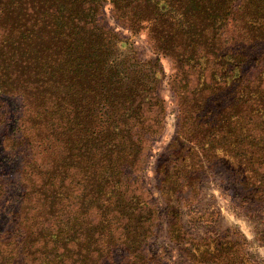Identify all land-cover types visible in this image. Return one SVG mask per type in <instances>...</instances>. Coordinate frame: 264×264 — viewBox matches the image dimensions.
<instances>
[{
	"label": "trees",
	"instance_id": "obj_1",
	"mask_svg": "<svg viewBox=\"0 0 264 264\" xmlns=\"http://www.w3.org/2000/svg\"><path fill=\"white\" fill-rule=\"evenodd\" d=\"M106 5L173 60L180 126L198 124L210 169L251 189L243 200L264 194V0H0V210L13 212L3 264H114L115 249L133 264L151 236L150 205L131 186L162 126L164 72L106 28ZM195 151L158 166L175 245L171 203L204 173Z\"/></svg>",
	"mask_w": 264,
	"mask_h": 264
},
{
	"label": "rangeland",
	"instance_id": "obj_2",
	"mask_svg": "<svg viewBox=\"0 0 264 264\" xmlns=\"http://www.w3.org/2000/svg\"><path fill=\"white\" fill-rule=\"evenodd\" d=\"M238 5L239 2L235 3V8L238 9ZM104 12L106 28L126 38L125 41L145 54V58L158 56L164 72L163 80L158 86L159 95L165 102L162 126L158 134L146 140L143 161L133 173L134 184L131 182V190L135 188L133 192L150 205L148 211L152 217L149 226L151 236L142 247L141 258H134L133 264H264V194L243 200L244 194L251 189L244 190L242 186L235 188L222 169H210L208 161L202 157L203 146L198 144V124L180 126L179 104L172 90L176 71L173 60L158 52L157 46H154L145 31L133 34L130 29L122 27L115 19L110 5L104 7ZM123 47L125 51L129 46L123 44ZM188 77L193 79H190L189 91L196 84L193 74ZM7 110L12 111L10 106ZM13 122L11 117L8 129L14 127ZM192 147H196L199 161L203 162L201 171L204 170V173H201V181L195 190L189 192L184 187L183 192L178 195L179 200L171 203L173 209L178 206L180 215L177 221L182 226L183 240L181 244L175 245L169 239V226L173 218L168 217L169 209L158 190L161 177L158 166L163 163L173 165L178 150H181L179 155L186 156ZM212 163L213 166H222L217 162ZM228 164L225 167L235 168L234 164ZM8 173L13 175L10 170ZM246 174L243 172L241 175ZM182 181L180 176V183ZM12 198H18V190H13ZM9 211L6 212L4 208L0 210V231L9 228L10 217H13V212L9 214ZM109 257L114 264L131 262L127 253L116 249ZM0 264L3 262L0 261Z\"/></svg>",
	"mask_w": 264,
	"mask_h": 264
}]
</instances>
